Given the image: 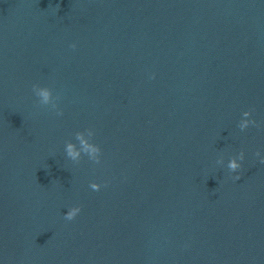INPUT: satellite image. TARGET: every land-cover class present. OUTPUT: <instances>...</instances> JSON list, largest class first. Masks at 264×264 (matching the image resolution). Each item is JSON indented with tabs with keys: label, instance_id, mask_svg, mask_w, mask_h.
Wrapping results in <instances>:
<instances>
[{
	"label": "water",
	"instance_id": "1",
	"mask_svg": "<svg viewBox=\"0 0 264 264\" xmlns=\"http://www.w3.org/2000/svg\"><path fill=\"white\" fill-rule=\"evenodd\" d=\"M261 157L264 0H0V264H264Z\"/></svg>",
	"mask_w": 264,
	"mask_h": 264
},
{
	"label": "clouds",
	"instance_id": "2",
	"mask_svg": "<svg viewBox=\"0 0 264 264\" xmlns=\"http://www.w3.org/2000/svg\"><path fill=\"white\" fill-rule=\"evenodd\" d=\"M72 48H75L76 45L73 44L71 45ZM33 92L35 93V95L39 98H41L39 100V104L40 105H46L50 102L51 100V97H52V90L48 87H44V88H40L39 85H33ZM59 99V97H57ZM53 107H55V105H53ZM250 113V111H245L243 113V115L245 116H248ZM57 115H63L62 111H57ZM248 124L249 122L245 121L243 123H240L239 124V128L243 131L245 130L246 128H248ZM252 124L255 125L256 124V121H252ZM76 138L78 140H81V143L85 145V148H84V151L88 154H94L96 152L99 151V148L96 147V146H93V145H88L86 144V142H84L82 139H81V135L79 133H77V136ZM66 154L68 157H70L72 160H77L79 157H80V152L79 151H76L74 146L71 144V143H68L66 145ZM257 156H260V152L258 151L256 153ZM244 160V152L241 151L238 156L232 158L229 162H228V169L231 171V172H237V170H239L241 168V163L240 161H243ZM260 163L261 164H264V157H261L260 159ZM241 177L239 175L235 176L234 179L236 180H239ZM101 185L98 184V183H95V182H92L90 184V188L94 191H99ZM81 211V208L79 206L77 207H72L71 209H69L65 215V219L66 220H73L77 214Z\"/></svg>",
	"mask_w": 264,
	"mask_h": 264
}]
</instances>
